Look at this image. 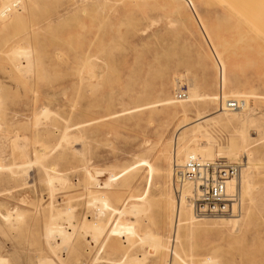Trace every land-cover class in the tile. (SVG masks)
<instances>
[{"label":"rangeland","instance_id":"rangeland-1","mask_svg":"<svg viewBox=\"0 0 264 264\" xmlns=\"http://www.w3.org/2000/svg\"><path fill=\"white\" fill-rule=\"evenodd\" d=\"M236 2H241V17L227 12ZM12 19L0 26V264H92L94 258L96 264H115L113 260L126 252L121 245L127 247L147 233L164 244L172 232L169 201L176 204L183 191L174 184L185 144L177 131L189 133L193 127L186 124L209 114L214 120L202 126L210 141L201 134L191 137L196 144L209 143L217 153L236 144L237 158L229 163H241L243 172L248 161L258 163L251 176L253 189L242 200L239 188L230 202L238 204L233 213L205 217L193 207V216L203 225L183 233L180 241L173 234L168 239L179 245L187 264L211 259L220 264H264V0H35L30 11L22 10ZM14 45L33 49V56L41 59L34 71L18 74L11 69L5 54ZM164 86L167 93H161ZM192 87L211 98L221 91L227 96L250 94L248 113L257 123L242 127L238 120L228 121L218 101L188 102ZM169 98L176 103L165 102ZM41 109L48 110L47 118L38 117ZM49 120L55 123L47 126ZM80 122L82 130L73 126ZM54 125L51 143H59L63 125H72L70 133L77 140L61 168L67 184L74 186L64 189L54 182L52 204L43 169L34 164L31 178L27 175L22 183L24 190L17 191V179L11 181L15 189L6 190L10 140L22 137L24 151L30 154L35 146L42 149L46 134L38 129ZM241 144H247L248 152H242ZM217 159L225 160L207 161ZM87 173L97 179L98 188L112 177L109 202L122 211L109 223L110 211L105 212V230L91 252L86 244L92 235L79 230L86 215L99 211L88 204L89 195L83 191ZM143 193L151 195L148 205L143 202L147 209L131 211L137 204L133 200ZM54 206L68 212L60 219L71 236L63 246L57 245L59 237L50 242L46 237L47 216L55 213ZM15 207L26 212L43 209L27 212L18 232L2 218L7 208ZM221 218L238 219V231L231 226L213 228L211 223ZM69 219L75 222V233ZM143 243L137 250L152 256V244ZM165 256L149 257L144 264H164Z\"/></svg>","mask_w":264,"mask_h":264},{"label":"bare ground","instance_id":"bare-ground-1","mask_svg":"<svg viewBox=\"0 0 264 264\" xmlns=\"http://www.w3.org/2000/svg\"><path fill=\"white\" fill-rule=\"evenodd\" d=\"M70 1H72V0H70ZM78 1H82V0H78ZM91 1H93V0H89V2H91ZM238 1H240V0H238ZM83 2H85V1H83ZM226 2H228V1H226ZM226 2L224 1L225 5H226ZM230 2H229V4H230ZM241 2H240V4H241ZM34 3H35V0H0V26H7L9 20L12 18L17 20L18 17L21 16V11L25 10V9L27 11H30V7ZM220 4H221V2H220ZM240 4H239V2H236V7L239 6ZM230 6L231 7L228 6L227 12H229L232 16H235V14H237L238 17H241V15H239V13H238L240 11L238 9V7H237V9H236V7L234 8L233 4H231ZM239 8H240V6H239ZM237 10H239V11H237ZM246 10H248V9H246ZM237 16H236V18H238ZM32 50L30 48L27 49L24 47H19L17 45H14L10 51L6 52L5 56L9 57L8 60H9V64L11 66V69L16 71L18 74H21L24 71L26 73L34 71L38 65V62L41 59L35 58L33 56ZM23 59H25V61ZM167 92H168V87L164 86L161 89V93H167ZM250 98H252V96L248 93L233 92L232 96H227V95H224L223 91H221V93L218 96L213 95L211 98L207 95H204V96L200 95L198 93L197 88L192 87L191 89H189V97H188L187 101L188 102H198L200 100L209 99L210 103H212V104L215 103L216 101H218V105H220L222 103L223 108L221 109V111H225L223 113L225 115H227L226 117H227L228 121L229 120L230 121L231 120H238L241 122L242 127H244V126H252V125H255L257 123V121L248 113V101L247 100ZM239 99H241V100H239ZM185 100L186 99H184L183 101H185ZM232 101L242 102V107L240 109H236V110L228 109V103L232 102ZM165 102L169 103L170 105H174L176 103L175 101H173V98L166 99ZM182 107L185 110L186 106L183 105ZM47 111H48L47 109H41L40 112H42V113L38 117L44 116L43 118H47L49 116ZM229 115H231V117ZM211 120H214V118L211 116V114L206 115V116H199L192 123L186 124V126L191 125L193 127L189 133L181 134L182 133L181 130L177 131V132H180L179 133V135H181L180 139L182 141H185V144L182 145L180 148L179 159H181V161H178L179 159H177V161L180 162L179 163L180 165L187 158L192 157V156H199L200 158H202L204 160H213L216 157H220V158H224L226 161L228 160V162L231 160H235V158H237L238 148L236 147L237 146L236 144H235L236 146L234 145V143L232 144V146L229 145L227 147L220 148L218 150L219 153H217V151H214L212 146L209 143L204 145V146L202 144L201 145L196 144V139H193L194 136L191 137V135H195V134L200 135L201 134L202 138H205L207 141H210V136L206 131L203 130L202 124L208 123ZM36 122L39 123L40 118H37ZM54 123H55L54 120H49L46 124L48 126V125H52ZM82 124H84V122L74 124L73 126H76V127L78 126L77 128L79 130H82L84 128L82 126ZM71 127H72V125L71 126L63 125V127L59 130V136H60V139L58 141L59 143H55V144L51 143L52 137L50 138V135H53V133H55L54 129L57 128L55 125L51 130H48V127H45V128L42 127L41 129H38V130H40V131H38L39 134H42V135L46 134L44 139L42 140V145H41L42 149H38L37 146H35V148L33 149V151L30 154H27L24 151L25 147H26V144H25L26 142L22 137L16 136L12 140H10V143H9L10 147H9V150H7L8 152H10V155L8 156V163L4 166L5 179H6V181H5L6 182V190L15 189V188H13V185L11 184L12 179H17L19 181V184L17 185V191L19 190V193L21 190H24V185L22 183H24L26 181L24 178H28L27 175L31 178L30 175L33 174V165L34 164L40 165L43 169L42 170L43 176H44L43 182H45V184H47L49 186V192H50L49 195H50V200H51L52 204H53V200H54V196H55L54 190H53L54 189V182L57 181L58 184L63 185L64 189H70L71 187H73L74 185L70 186L67 184L68 183L67 177L66 176L64 177L63 175H61V172H63V170H61V168L63 167V164L65 163V160L67 159L66 155L69 154L70 151L72 152L75 150V149L72 150V147H71L72 142L76 140V139L75 140L72 139L73 138L72 133H70ZM240 135H241V133H240ZM241 138L245 139V137H243V136ZM53 140H55V139H53ZM11 141H12V143H11ZM62 142H64V144H65L64 146L63 145L61 146ZM243 143H244V141L242 142V144ZM76 144L74 142L73 145H76ZM242 144L240 145V147H242ZM240 149L242 150L243 153L248 152L247 144L244 145ZM166 152L168 154H170L169 150H167ZM56 154L58 155L56 157V159H54V158H53V160L49 159L50 155H56ZM175 166H177V165H175ZM257 166H258V163L253 161V160H251V162L248 161V163L245 164V171L244 172L242 171L241 176H240L241 177L240 180H238L239 179L238 178V179L232 180L228 183V192L230 195H234L235 193H237V191L239 190L240 187H241V191H242V193L240 192L242 194V195L240 194L242 200L244 198H246L247 196L251 195V191L253 189L251 176L253 173V169ZM95 170L97 171V169H95ZM42 172H41V174L38 175L39 177L42 175ZM101 173H103V172L102 171L97 172L98 175H101ZM91 174L87 173L86 179L84 180L85 182H84V186H83V191H84V193H87L89 195L88 204L89 203L92 204V205L89 204L90 206L97 205L99 207L98 208L99 211L96 214H95V212L90 213V216H88V217L86 215V217L83 218L82 222L79 225V227H80L79 230L80 231L82 230V233L84 232V234H85L87 232V233H90L92 235V239L90 238L91 243L86 241L87 242V244H86L87 250L90 252H91V250H93V248L95 249L97 247V242H98L97 237L99 234H101L105 230L106 226L103 224V216H104L105 212L108 210L110 211L109 217H108V223L116 215H122V211L118 208L112 207L110 202H109L108 195H109V193H111L109 191L113 190V188H112L113 187L112 177L108 182L103 184L102 187L98 188V186H100V185L97 186V184H99V183H97V179ZM92 185L95 187L94 190H92L93 189ZM182 188H183V191L180 192V194H179L180 200H178L176 202V204L173 202L172 199L169 201L168 211L170 213V223H171L172 232L170 230V232L168 233V237L166 239V242L163 244L160 242V238L158 236L151 237L149 235V233H147L144 235V238L142 240L132 242L127 247H123V245H121L122 246L121 250L125 249L126 252L121 257L115 258L113 260V262L115 264H144L149 257L154 256V258L156 257V259H159L162 255H166L165 260H164V264H187L186 260L183 257V254L179 250V245L178 244L171 245V241L168 238L170 236H172V234H173L174 240L180 241L183 233L188 232V231H192V229L194 227H196L197 225L199 226V225H203V224L201 222H199V220H196L197 218L193 216V200L192 199H193L194 185L190 182H187V183H184L182 185ZM182 188H181V190H182ZM100 189L105 191V193L104 192L100 193V191H99ZM10 194H11V192H10ZM150 196H151L150 193H143L142 195L137 196L136 200H133V201L137 202V204L131 205L129 207V209L131 211H135V212H137L139 210L145 211L147 209L148 201H150ZM130 199H132V197ZM8 201L9 200H7V202ZM254 201L255 200L252 198L251 202H254ZM143 202H146L147 205H143ZM21 203H19V204H21ZM48 207H50V205ZM94 207H96V206H94ZM237 207H238L237 203L232 204L233 211H235V209ZM14 209H15V213L11 212ZM14 209L13 208L12 209L7 208L5 210L6 212L3 213L2 218H4L5 224L8 226V228L12 229L11 231H13V229H17V231L20 232L22 230V228H24V224L26 223L25 214L27 212L30 213L32 211L35 214H38L39 212L42 211L43 208L42 209L41 208L32 209V210H29L27 212L24 211L22 208H18V207H15ZM55 209H56V207H55ZM62 209L60 210L57 208L55 210V213L53 212L50 215H48L47 216V223L45 226L46 237H48L49 242H50V240L53 241V240L57 239L58 237L61 239V243H59V242H58L59 244L56 243L58 246L59 245L63 246L65 244H69L70 237H71V236L69 237L68 232L65 229H63V227L60 226L61 225L60 219L63 220V216H65L68 213V212H66V214L63 213ZM139 212H141V211H139ZM213 216H218V215H213ZM88 218H91L92 220L93 219L94 220L91 221V220H88ZM31 219H32V217H31ZM65 219H66V217H65ZM69 221H70V223H69L70 226H72L71 228H73L72 231L75 233V231H76L75 225H74L75 222L72 221V219H69ZM238 225H239V220L238 219H232V218H221V219L216 220L215 222L211 223V226L213 228L214 227L215 228H225V227L227 228V227L231 226L233 231H238ZM80 231L78 234H80V236H82V238L85 239L84 234L80 233ZM88 235L89 234H87V236ZM91 235H89V236H91ZM149 239H150V241H149ZM147 240H148V243L152 244L150 246L154 250V254L153 255L150 254L152 256H149V254L147 255V252H145L144 254H141L140 250H137V246L142 244V241H144V243H146ZM144 243H143V245H144ZM93 244H94V246H93ZM140 247H142V246H140ZM147 247H149V245ZM148 253H149V251H148ZM92 260H93L92 264H96L97 259L94 258ZM3 261H6V260L4 259ZM2 263H4V262H2ZM203 263H206V262L203 261ZM203 263H201V264H203ZM206 264H220V261L218 259H214V260L211 259V260L207 261Z\"/></svg>","mask_w":264,"mask_h":264},{"label":"built area","instance_id":"built-area-1","mask_svg":"<svg viewBox=\"0 0 264 264\" xmlns=\"http://www.w3.org/2000/svg\"><path fill=\"white\" fill-rule=\"evenodd\" d=\"M179 97L182 98L183 94L180 93ZM241 107L240 101L228 103V109L231 110ZM242 169L241 163H229L222 159L207 161L199 156H192L175 166L174 184L178 189L187 182L194 185L192 200L196 214L225 215L229 211L235 212L232 209L234 203H230L235 200V194H229L228 183L238 179Z\"/></svg>","mask_w":264,"mask_h":264}]
</instances>
